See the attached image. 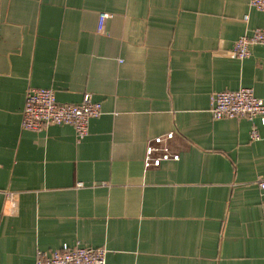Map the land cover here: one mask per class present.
I'll use <instances>...</instances> for the list:
<instances>
[{
  "label": "crops",
  "instance_id": "0c3cea01",
  "mask_svg": "<svg viewBox=\"0 0 264 264\" xmlns=\"http://www.w3.org/2000/svg\"><path fill=\"white\" fill-rule=\"evenodd\" d=\"M256 27L249 0H0V264L63 244L105 264H264V124L209 107L214 90L264 99V42L231 52ZM30 86L102 113L80 139L23 129ZM170 131L179 158L145 169Z\"/></svg>",
  "mask_w": 264,
  "mask_h": 264
},
{
  "label": "built area",
  "instance_id": "2783aa9c",
  "mask_svg": "<svg viewBox=\"0 0 264 264\" xmlns=\"http://www.w3.org/2000/svg\"><path fill=\"white\" fill-rule=\"evenodd\" d=\"M249 4L257 10L264 11V0H249ZM109 16L107 12L98 15V31H102L104 22ZM247 19V15H243ZM264 42V30L253 29L249 35H243L234 41L231 52L238 58L250 54V46ZM210 112L214 118H247L258 119L264 124V99L255 95L252 87H240L235 90H214L210 94ZM102 113L101 103L94 101L88 94L79 103L59 102L52 88L30 86L25 93V101L21 116V127L28 130H41L49 125H71L78 139L88 133L91 118ZM173 132L154 136L147 142L143 158L144 168L157 167L165 160H177L179 154L173 152L168 141ZM250 136L259 138L255 125L251 127ZM257 186L264 202V176L257 179ZM82 182H77L81 186ZM106 249L104 247H86L80 244L68 246L63 244L53 250L38 249L34 264H105Z\"/></svg>",
  "mask_w": 264,
  "mask_h": 264
}]
</instances>
